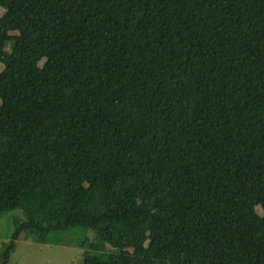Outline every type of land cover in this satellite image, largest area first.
I'll return each mask as SVG.
<instances>
[{
    "label": "trees",
    "instance_id": "16d2710c",
    "mask_svg": "<svg viewBox=\"0 0 264 264\" xmlns=\"http://www.w3.org/2000/svg\"><path fill=\"white\" fill-rule=\"evenodd\" d=\"M0 62L3 264H264V0H0Z\"/></svg>",
    "mask_w": 264,
    "mask_h": 264
},
{
    "label": "rangeland",
    "instance_id": "374dc122",
    "mask_svg": "<svg viewBox=\"0 0 264 264\" xmlns=\"http://www.w3.org/2000/svg\"><path fill=\"white\" fill-rule=\"evenodd\" d=\"M6 48H11L10 42L6 44ZM3 68L4 64L0 62V71ZM258 206V212L262 213ZM16 215L23 216L22 210L15 209L0 214V264H3V247L14 231L12 218ZM93 236L92 230L85 231L82 228L67 233L24 230L20 233L7 264H83L84 249L79 246V242Z\"/></svg>",
    "mask_w": 264,
    "mask_h": 264
}]
</instances>
